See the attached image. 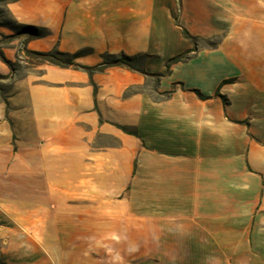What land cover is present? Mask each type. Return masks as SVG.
<instances>
[{
  "label": "crops",
  "instance_id": "0c3cea01",
  "mask_svg": "<svg viewBox=\"0 0 264 264\" xmlns=\"http://www.w3.org/2000/svg\"><path fill=\"white\" fill-rule=\"evenodd\" d=\"M5 9L43 34L0 23V264H264V0ZM176 20L199 40L159 97L127 66L26 61L123 52L161 73L194 48Z\"/></svg>",
  "mask_w": 264,
  "mask_h": 264
},
{
  "label": "trees",
  "instance_id": "16d2710c",
  "mask_svg": "<svg viewBox=\"0 0 264 264\" xmlns=\"http://www.w3.org/2000/svg\"><path fill=\"white\" fill-rule=\"evenodd\" d=\"M2 2H4L5 4L10 2V1H14V0H1ZM177 25L181 28V31L184 35L185 38L189 39L193 44H194V48L191 50H187L184 52H181L175 56H172L171 58L168 59L167 63H166V68L163 72L161 73H156V74H151L149 72H147L144 68L141 67H134L131 65V63L135 60H137L139 57H143V55L141 54H137V55H127L125 53H119V54H110V53H105L103 55V61L98 64V65H85V64H80V63H76L75 62V58L76 55L70 54V53H66V52H62L60 50H52V51H48V52H34L35 54H37L38 56L44 58L45 60L56 64V65H60V66H75L77 68H81L83 70H86L88 72H93L95 70H102L103 68L107 67V66H111V65H123V66H127L129 68L138 70L146 75H153L156 77V81L159 82L160 78L162 76H165L166 74H168L170 72V67L173 63L178 62V61H182L187 59L190 54L196 50V46L198 44V38L193 36L186 28L182 27L178 20H176ZM17 26V24H16ZM20 26V25H18ZM24 28L25 31H27L30 34H35V35H42L43 32L34 27V26H22ZM16 30V33H18L19 31H17V29L15 27H13ZM41 31V32H40ZM10 65L11 63L8 62ZM172 93V90L170 91H166L163 93H160L163 97H168L170 94ZM201 97H204L203 95H201Z\"/></svg>",
  "mask_w": 264,
  "mask_h": 264
},
{
  "label": "rangeland",
  "instance_id": "374dc122",
  "mask_svg": "<svg viewBox=\"0 0 264 264\" xmlns=\"http://www.w3.org/2000/svg\"><path fill=\"white\" fill-rule=\"evenodd\" d=\"M0 23L15 27L17 29V31H19L21 33H25V34L28 33L27 31L24 30V28L22 26H18V25L16 26V24L12 21L11 17L8 15V13L5 9V3L2 2L1 0H0ZM28 34L30 37L35 36V34H30V33H28ZM202 44L208 45L209 42H205V43L202 42ZM26 54L29 56V58L26 59V61L30 62V63H32L33 60L37 59V58H41L42 60H45L44 58L38 56L35 53H32V54L26 53ZM142 60H143V57H139L137 60L133 61L131 63V65L134 67H137V68L141 67L142 66ZM27 66L28 65H26L25 63H15V64L11 65V67H13L16 70H19L20 72L21 71L26 72L28 70ZM155 88H156V80L155 79H149V81L147 82V84L144 87V89L148 90L153 96L159 97L160 95L155 91Z\"/></svg>",
  "mask_w": 264,
  "mask_h": 264
}]
</instances>
